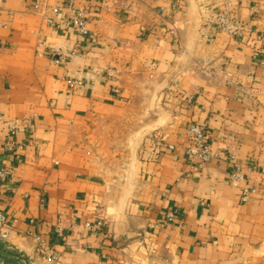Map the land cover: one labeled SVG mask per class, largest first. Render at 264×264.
I'll return each mask as SVG.
<instances>
[{
    "label": "crops",
    "instance_id": "crops-1",
    "mask_svg": "<svg viewBox=\"0 0 264 264\" xmlns=\"http://www.w3.org/2000/svg\"><path fill=\"white\" fill-rule=\"evenodd\" d=\"M39 1L67 0H0V264H264V0H77L87 36L59 35Z\"/></svg>",
    "mask_w": 264,
    "mask_h": 264
},
{
    "label": "built area",
    "instance_id": "built-area-1",
    "mask_svg": "<svg viewBox=\"0 0 264 264\" xmlns=\"http://www.w3.org/2000/svg\"><path fill=\"white\" fill-rule=\"evenodd\" d=\"M77 0H67L63 4L56 3L54 5H49L45 1H39L35 7V10L44 19V21L49 24L59 35L67 36L74 33L79 36H87L90 32L89 30V19L87 13L84 9L76 6ZM216 27L218 30H226L230 34L235 36H242L245 31V26L241 21L232 13L222 12L216 21ZM211 41L212 37H208ZM1 49V43H0ZM40 54H45L49 56L53 62L57 65H63L68 59L69 53L60 49H46L44 51H39ZM207 74L209 71L204 69ZM70 85H81L80 81L75 82L72 80H67ZM119 93V90H116ZM0 122H3V117L0 115ZM10 139L7 141L6 146L9 149H13L17 146L18 149L23 148L21 145L15 141V136L18 133V129L10 124ZM206 129L205 125L193 122L188 128V138L189 144L185 149V154L188 160L193 166L198 169H204L207 164H209L215 157L210 144L205 138ZM174 147L169 146L172 150ZM12 174V170L9 168L0 169V181L8 179ZM245 173L242 167L238 164L235 165V170L230 177V183L234 186L239 185L245 180ZM8 190H13L11 186V180H7ZM255 189L249 190L245 189L243 192V200H247L249 193L254 192ZM42 205L45 204V200L41 199ZM176 218V213L174 211H169L166 215V221L172 222ZM8 221L7 219L0 215V238L7 240L9 233L7 231ZM89 228H92L91 224H88ZM37 253L44 258L49 260L54 259V253L52 249L40 239Z\"/></svg>",
    "mask_w": 264,
    "mask_h": 264
}]
</instances>
